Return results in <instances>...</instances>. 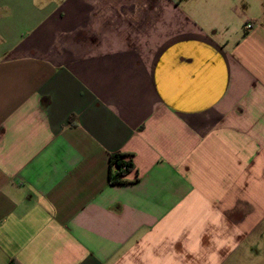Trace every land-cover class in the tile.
I'll list each match as a JSON object with an SVG mask.
<instances>
[{"label": "crops", "instance_id": "0c3cea01", "mask_svg": "<svg viewBox=\"0 0 264 264\" xmlns=\"http://www.w3.org/2000/svg\"><path fill=\"white\" fill-rule=\"evenodd\" d=\"M213 254L264 264V0H0V264Z\"/></svg>", "mask_w": 264, "mask_h": 264}, {"label": "trees", "instance_id": "16d2710c", "mask_svg": "<svg viewBox=\"0 0 264 264\" xmlns=\"http://www.w3.org/2000/svg\"><path fill=\"white\" fill-rule=\"evenodd\" d=\"M127 157L128 155L121 153H115L110 156V166L112 168L110 179L112 182H125V177L134 169L132 160L127 159Z\"/></svg>", "mask_w": 264, "mask_h": 264}, {"label": "clouds", "instance_id": "9594fccd", "mask_svg": "<svg viewBox=\"0 0 264 264\" xmlns=\"http://www.w3.org/2000/svg\"><path fill=\"white\" fill-rule=\"evenodd\" d=\"M213 223L216 224L218 227L222 225L223 229L227 232H231L233 230V225L230 227L229 222L223 215L217 217V219ZM206 234L210 237V243H216L218 247L221 248L225 246L234 248L233 238L231 236H228L224 239H220V236H222L223 233H218L216 236H212L210 232ZM214 257L215 254H213V257H210V259H212L213 264H217V260Z\"/></svg>", "mask_w": 264, "mask_h": 264}, {"label": "built area", "instance_id": "2783aa9c", "mask_svg": "<svg viewBox=\"0 0 264 264\" xmlns=\"http://www.w3.org/2000/svg\"><path fill=\"white\" fill-rule=\"evenodd\" d=\"M247 27H250V25H247Z\"/></svg>", "mask_w": 264, "mask_h": 264}]
</instances>
